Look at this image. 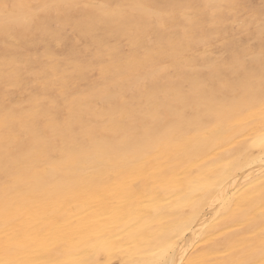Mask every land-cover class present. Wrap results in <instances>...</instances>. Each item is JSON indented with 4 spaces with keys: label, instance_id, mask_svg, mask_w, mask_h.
Here are the masks:
<instances>
[{
    "label": "bare ground",
    "instance_id": "bare-ground-1",
    "mask_svg": "<svg viewBox=\"0 0 264 264\" xmlns=\"http://www.w3.org/2000/svg\"><path fill=\"white\" fill-rule=\"evenodd\" d=\"M241 2L0 0V264H264Z\"/></svg>",
    "mask_w": 264,
    "mask_h": 264
},
{
    "label": "rangeland",
    "instance_id": "rangeland-1",
    "mask_svg": "<svg viewBox=\"0 0 264 264\" xmlns=\"http://www.w3.org/2000/svg\"><path fill=\"white\" fill-rule=\"evenodd\" d=\"M10 1H14V0H10ZM241 1V0H240ZM247 5V6H246ZM264 0H242V2H241V5H240V8H239V10H238V12H236V14H234L235 15V17L232 19V21H230L229 23H228V25H227V29H226V32L227 33H224V35H223V37H221V38H219V39H217L216 41H215V43H213L211 46H209L208 48H207V50L209 51V53L213 56V54H214V56L213 57H220L221 55V57H225L226 56V53H225V51H224V48H223V44L226 42V41H229V39L230 40H233V39H235V40H238V39H242L244 42H245V44L248 46V47H250V48H252V49H255L256 48V44H257V41H256V39H255V37H254V39H253V33L252 32H254V23L257 21V20H264ZM243 8V9H242ZM254 11H253V10ZM244 10V11H243ZM242 11V12H241ZM250 11V12H249ZM253 11V12H252ZM245 12V13H244ZM258 14H257V13ZM240 14V15H239ZM241 14H242V16H241ZM252 14V15H251ZM255 14V15H254ZM263 14V15H262ZM238 16V17H237ZM249 19H248V18ZM250 17H251V20H250ZM254 19H253V18ZM236 18V19H235ZM262 18V19H261ZM248 19V20H247ZM256 19V20H255ZM237 20V21H236ZM247 21V22H249V24L251 23L252 24V26H250L249 27V31H247V33L246 32H244L243 30V28H242V22L243 21ZM253 21V22H252ZM232 22H233V24H232ZM237 22V23H236ZM239 25V26H238ZM230 26V27H229ZM238 26V27H237ZM235 27H236V29H235ZM229 28H233L232 30L231 29H229ZM240 28V29H239ZM237 29H238V31H237ZM229 30H231L232 32L230 33V31ZM229 31V32H228ZM71 31L70 30H67V33L69 34ZM238 32V33H237ZM235 33V34H234ZM245 34V35H244ZM250 34H252V35H250ZM70 35H72V33H70ZM226 35V36H225ZM227 38H229V39H227ZM233 38V39H232ZM222 42H223V44H222ZM222 44V45H221ZM219 45V46H218ZM221 45V46H220ZM251 45V46H250ZM2 43H0V49L2 48ZM59 46V45H58ZM56 46L55 47V50H56V52L58 53V54H61L64 50L63 49H65V46ZM64 47V48H63ZM212 47V48H211ZM213 47H215V48H213ZM221 47V48H220ZM59 48V49H58ZM126 50H127V48H125ZM40 50H41V47H40ZM210 50H212V52L210 51ZM218 51V52H217ZM221 52V53H220ZM216 53H218L217 55H216ZM210 55V56H211ZM224 55V56H223ZM59 56H61V55H59ZM220 57V58H221ZM95 75V74H94ZM14 91H16V90H14Z\"/></svg>",
    "mask_w": 264,
    "mask_h": 264
}]
</instances>
